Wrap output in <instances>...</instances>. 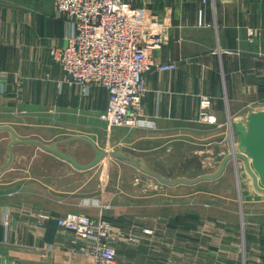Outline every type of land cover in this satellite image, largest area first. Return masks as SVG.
I'll return each instance as SVG.
<instances>
[{"label": "crops", "instance_id": "crops-1", "mask_svg": "<svg viewBox=\"0 0 264 264\" xmlns=\"http://www.w3.org/2000/svg\"><path fill=\"white\" fill-rule=\"evenodd\" d=\"M137 6L167 25L154 59L177 69L146 75L139 110L146 124L113 129L114 144L143 153L216 144L224 126L233 130L264 112V0H137ZM70 34L55 13V0H0V126L18 136L62 139L67 155L78 160L71 150L81 149L86 139L97 144L106 137L100 115L109 94L95 89L86 96L64 82L48 50L65 46ZM203 98L212 102L214 125L199 121ZM17 149L0 175V264H95L82 250L86 243L58 225L68 214H104L115 230L133 236L132 246H117L123 264H264V204L246 203L243 195L241 203H191V211L170 224L165 203L140 202L147 196L142 190L118 188L114 194L134 200L110 204L108 211L88 207L90 198L108 202L102 201L97 168L81 171L37 152L28 157L33 150L25 146ZM152 194L166 200L161 190ZM143 229L153 233L144 235ZM168 247L174 249L170 256Z\"/></svg>", "mask_w": 264, "mask_h": 264}, {"label": "built area", "instance_id": "built-area-1", "mask_svg": "<svg viewBox=\"0 0 264 264\" xmlns=\"http://www.w3.org/2000/svg\"><path fill=\"white\" fill-rule=\"evenodd\" d=\"M55 13L71 31L65 46L49 49L64 82L80 87L86 96L94 89L108 92L100 119L109 131L144 126L139 110L147 92L146 75L177 69L174 63L154 59V53L164 46L165 22L148 8H139L137 0H55ZM203 24L204 13L199 11V25ZM211 105L210 99H202L201 122L216 123L209 114ZM58 225L86 243L82 250L95 264H123L117 259L113 227L108 222L68 215L58 219Z\"/></svg>", "mask_w": 264, "mask_h": 264}, {"label": "rangeland", "instance_id": "rangeland-1", "mask_svg": "<svg viewBox=\"0 0 264 264\" xmlns=\"http://www.w3.org/2000/svg\"><path fill=\"white\" fill-rule=\"evenodd\" d=\"M200 113L199 121L201 122ZM214 124L215 123L210 125ZM238 125H242V127H244L245 129L247 126V124L241 122L234 124L233 130H231V126L230 128L224 126L225 128H222L223 134L221 135V137H217V140H214V143L216 144L210 143L199 146H192L190 143H184L182 145L180 144L176 146L174 149L171 150L163 148L154 152L143 153L139 151L137 152L135 151V149H123L119 147V145L114 144L110 139L113 129L109 131L107 125L105 124L106 137L103 139L102 142H98L96 144V142L86 139L82 141L81 149L71 150V152H75L76 158L79 161L85 163L92 162L98 152L123 153L133 158L142 160L150 170L160 174L166 179L195 180L203 176H211L213 174H216L220 169L223 160L227 156L232 155V145H234V142L236 143V153L242 152V150L240 149V144L242 143L240 136L242 132L237 131ZM5 128L12 129L10 127L0 126V168L5 166L8 161V147L13 141L11 133L7 130H4ZM16 136L17 140L39 141L46 146L54 147L55 149L58 148L57 150L66 155L68 154L64 150V144H66L67 142H64L62 139L51 138L49 134L41 135L38 133H28L19 136L16 134ZM223 141L224 143H221ZM20 146H25L29 150H33L26 154L28 157H33L34 153L37 152L39 156H47L54 158L61 163H68L58 158L57 156L42 150L41 148L35 145H15L13 148V156L14 149L20 148ZM249 160L250 165L252 166V170L258 176L259 187L264 189V172L258 173L254 169V166L252 164L253 159L250 158ZM237 162L238 169L236 164L232 160H230L226 163L224 172L215 179L200 181L192 185L179 184L176 186H169L166 184H162L157 179L151 176H148L147 174H145L138 168L132 166L128 162H125L124 160L106 157L93 168H97L96 170L99 173L96 179H99L102 201H104L105 197H108V202L100 203L98 202V200H96V198H90L86 201V206H101L106 211L110 210V204L126 206L130 203L131 200H134V198H131V196H128V194L118 196L114 194V191H116L118 188L119 191H126L128 189L142 190V193L146 194L147 196H141L140 198H138L139 201H151V203H154L156 205L165 203L167 206V223L171 224L174 218H176L178 215L187 214V212L191 211V203H194V205H221L228 202L230 199L241 203L243 195L244 201H246V203H252V205L264 204V194L256 189L254 185V180L249 174L245 162L242 160H238ZM11 165L12 163L10 164V166ZM10 166L6 170H8ZM70 166L75 168L72 164H70ZM56 167L59 168L60 166L56 164ZM238 172L240 174V181L238 177ZM158 190L162 191L166 200H164V198L159 194H152V192ZM228 191H231V193H228ZM148 194L150 196H148ZM263 209L264 207L262 208V210ZM123 214L127 215L126 212ZM68 215H82L92 219L104 220L108 222L113 227L112 236L114 238L112 245L115 247L116 251L117 246H128L129 244L130 246H132L134 241L136 242V239L133 236L127 234L124 231L122 232L115 230L113 224L110 222L111 220L108 217H105L104 214L99 215V217L96 218L84 214ZM142 232L144 235L147 236H150L153 233L151 230L148 229H143ZM167 252L170 256L174 253V249L168 247Z\"/></svg>", "mask_w": 264, "mask_h": 264}, {"label": "water", "instance_id": "water-1", "mask_svg": "<svg viewBox=\"0 0 264 264\" xmlns=\"http://www.w3.org/2000/svg\"><path fill=\"white\" fill-rule=\"evenodd\" d=\"M4 130H7L11 133L13 141L10 143V145L8 147V161L5 164V166L0 168V174L4 170H6L10 166V164L12 163L13 148L15 145H35V146L41 148L42 150H44L48 153H51V154L57 156L58 158L72 164L78 170L92 169L93 167L98 165L106 157H112V158L124 160L125 162H128L132 166L138 168L139 170H141L142 172H144L148 176H151V177L157 179L162 184H166L169 186H176L179 184L192 185V184H196L200 181L215 179V178L219 177L224 172V169L226 167L227 162L232 160L236 164L237 169H238V162L237 161L242 160L245 162L246 168L254 180V185H255L256 189L259 192L264 194V189L259 187L258 176L252 170V166L250 165V160H249L250 158L253 159L252 164L254 166V169L258 173L264 172V158H263V155H264V112L252 114L248 119L246 129L244 127H242V125L237 126V131L242 132V134L240 136V139L242 140V143L240 144V149L242 150L241 153H236V149L233 148L232 155L227 156L223 160L221 167L216 174H213L211 176H203V177H200V178L195 179V180H188V179L170 180V179H166V178L162 177L160 174L150 170L142 160L137 159V158H133V157L128 156V155L123 154V153H99L98 152L96 154V157L94 158V160L92 162H90L87 165H81L77 162V160L73 156L66 155V154L60 152L59 150L55 149L54 147L46 146V145L42 144L41 142L35 141V140H28V141L17 140L16 139V137H17L16 133L12 129L5 128ZM251 145H253L252 146L253 151H250Z\"/></svg>", "mask_w": 264, "mask_h": 264}, {"label": "bare ground", "instance_id": "bare-ground-1", "mask_svg": "<svg viewBox=\"0 0 264 264\" xmlns=\"http://www.w3.org/2000/svg\"><path fill=\"white\" fill-rule=\"evenodd\" d=\"M253 145H251V148H250V150L251 151H253V147H252ZM58 149V148H57ZM238 152V151H237ZM239 177V176H238ZM260 178V177H259ZM240 179V178H239ZM240 181V180H239Z\"/></svg>", "mask_w": 264, "mask_h": 264}]
</instances>
